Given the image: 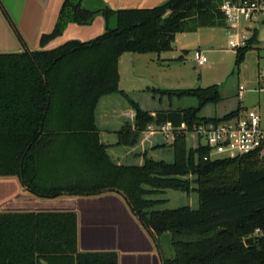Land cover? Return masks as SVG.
<instances>
[{
	"label": "trees",
	"instance_id": "1",
	"mask_svg": "<svg viewBox=\"0 0 264 264\" xmlns=\"http://www.w3.org/2000/svg\"><path fill=\"white\" fill-rule=\"evenodd\" d=\"M223 0H167L152 8L91 9L82 0H64L53 30L68 22L89 24L104 15V33L49 49L0 53V175L16 176L34 195L92 196L119 191L155 238L170 234L174 256L164 264H264V162L255 155L210 158L208 149H188L185 131L204 120L207 104L221 101L219 85L183 90L151 88L160 98L197 99L196 106L153 115L119 89L118 64L125 52L170 48L174 34L224 25ZM115 26H109L110 19ZM257 42L256 32L236 52V64ZM149 90V89H148ZM118 93L135 111L115 145L135 146L150 125L170 122L173 161L144 157L141 166L114 163L100 141L95 108L105 95ZM195 176L196 208L156 209L145 196L159 189L188 192ZM149 185L151 190L143 188ZM247 237H253L245 244ZM0 264H118L114 251H80L74 211L0 212Z\"/></svg>",
	"mask_w": 264,
	"mask_h": 264
},
{
	"label": "crops",
	"instance_id": "2",
	"mask_svg": "<svg viewBox=\"0 0 264 264\" xmlns=\"http://www.w3.org/2000/svg\"><path fill=\"white\" fill-rule=\"evenodd\" d=\"M63 1L0 0V53L35 49L49 50L67 40H72L71 38L88 40L94 34L104 33L105 18L101 12H98L94 15L89 26L68 22V24L66 23L67 31L70 32L66 37H63L62 40L41 44V35L48 34L53 30ZM165 1L167 0H82V4L91 9L105 7L117 11L152 8ZM247 29L251 31V36L254 32L257 33L255 28ZM123 54L119 58L118 69ZM255 89L251 90L260 91ZM120 90L127 93L124 89ZM112 94L99 99L95 108V120L99 129L100 141L106 145L115 146L116 131L126 122L133 125L135 111L129 103L128 106L121 107L120 104L107 98ZM128 96L130 97L129 94ZM237 106L241 108L240 110L249 108L242 103ZM256 107L259 110V106ZM142 109L148 110V108ZM152 129V126H149L141 134L142 139L133 147L122 145L124 148H121L122 146L116 145L115 147H120L123 151L121 150L114 158L115 162L141 166L145 156L153 159L155 150L150 148H154L151 146L153 141L155 144L158 142L155 140V135L161 138L162 143H168L171 148L172 141L161 133L152 132ZM111 135L115 138H110ZM145 140H148L147 144ZM140 145L143 146L142 152L137 150ZM144 146L149 148L147 153L144 152ZM132 150L137 152L130 154ZM130 156L132 157L130 158ZM40 211L76 212L78 249L80 251H114L117 253L118 264H164L166 259L174 256L170 234L159 236L156 241L133 213L127 199L120 192L105 191L92 196L66 194L54 198H44L29 192L18 177L0 175V212Z\"/></svg>",
	"mask_w": 264,
	"mask_h": 264
},
{
	"label": "rangeland",
	"instance_id": "3",
	"mask_svg": "<svg viewBox=\"0 0 264 264\" xmlns=\"http://www.w3.org/2000/svg\"><path fill=\"white\" fill-rule=\"evenodd\" d=\"M67 24L63 26L64 28H62L60 33L46 40L43 44L62 40L63 37H66L67 33L70 32L67 31ZM109 26H115L113 18L109 20ZM247 28H255L257 30V42L253 44L250 50L245 52L243 59L238 64H236V52L238 48H231L229 46V41L234 40V35L229 36L224 26L201 27L196 31L174 34L170 48L167 50L144 54L125 52L119 65L120 82L118 86L120 89H124L130 95V98L138 102L142 108H148L147 111L153 115L159 110L196 106L198 102L193 97L181 99L175 97L168 98L167 96L160 98L159 95L152 97L151 88L183 90L217 84L222 95L221 101L217 104H207L204 106L199 112L200 117H220L235 109L239 103H242L249 108L258 105L259 113L264 121V90H260L259 92L251 90L264 88V77L261 76L264 72V21L240 22L239 31L249 37L251 36V31ZM101 34H94L88 40L94 39ZM71 39L80 42L88 41L78 38ZM197 50L203 52L207 58L204 65H197L194 59V54ZM239 85L245 87L243 97L238 96ZM107 98L120 104L121 107L123 105L128 106V101L117 93ZM150 126L153 129L157 127L154 125ZM155 136V140L158 142L155 144V141H153L151 146H154V148H150L155 150L153 160L172 162V147L170 148L168 143H162L158 135ZM110 138H115V136L111 135ZM192 140V138L186 139L188 149L196 148ZM145 143L147 144L148 140H145ZM107 146L110 147V149L106 150L108 156L116 163L114 158L123 149L115 147L116 145ZM159 147L163 148L157 149ZM121 148L124 147L122 146ZM141 148H143L142 145L137 149L139 150L138 152H142ZM144 148V152L147 153L149 148L146 146ZM134 152L137 151L132 150L130 154H134ZM178 178L189 181L190 190L188 192L164 188L147 194L145 197L160 201L155 206L156 209H173L180 206L196 208L198 199L196 192H194V188L197 186L193 181L195 176L188 174L178 176ZM143 188L152 189L149 185H143Z\"/></svg>",
	"mask_w": 264,
	"mask_h": 264
},
{
	"label": "built area",
	"instance_id": "4",
	"mask_svg": "<svg viewBox=\"0 0 264 264\" xmlns=\"http://www.w3.org/2000/svg\"><path fill=\"white\" fill-rule=\"evenodd\" d=\"M220 10L224 16L226 33L229 36L234 35V40L229 41L231 48L245 46L249 39L239 31L240 22L264 21V0H223ZM194 59L199 66L207 61L206 56L199 50L195 52ZM261 76L264 77V72ZM244 90L243 85L238 86L239 97L243 96ZM175 130L170 122H166L152 129V132L161 133L172 141ZM185 136L186 139H193L194 147H206L210 158L255 155L264 162V121L256 106L240 110L237 114L217 122L200 121L191 130H186Z\"/></svg>",
	"mask_w": 264,
	"mask_h": 264
},
{
	"label": "water",
	"instance_id": "5",
	"mask_svg": "<svg viewBox=\"0 0 264 264\" xmlns=\"http://www.w3.org/2000/svg\"><path fill=\"white\" fill-rule=\"evenodd\" d=\"M118 71H119V69H118ZM117 192H119V191H117ZM120 193H122V192H120ZM252 240H253V237H247L244 242H245V244H249L252 242Z\"/></svg>",
	"mask_w": 264,
	"mask_h": 264
}]
</instances>
